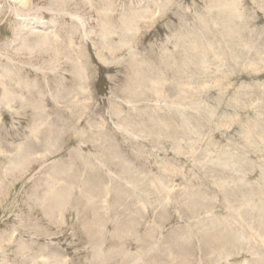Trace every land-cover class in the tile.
<instances>
[{"label": "rangeland", "instance_id": "374dc122", "mask_svg": "<svg viewBox=\"0 0 264 264\" xmlns=\"http://www.w3.org/2000/svg\"><path fill=\"white\" fill-rule=\"evenodd\" d=\"M239 4L232 39L226 0H0V264H264V0Z\"/></svg>", "mask_w": 264, "mask_h": 264}, {"label": "bare ground", "instance_id": "6f19581e", "mask_svg": "<svg viewBox=\"0 0 264 264\" xmlns=\"http://www.w3.org/2000/svg\"><path fill=\"white\" fill-rule=\"evenodd\" d=\"M24 1V0H23ZM26 5V4H25ZM28 5V4H27ZM239 6H240V4H239V0H231L230 2H229V0H226V6H224L221 10H220V12L218 13V16H219V18H225L226 17V19H224L225 21L224 22H226L227 23V25L225 26L226 28V31H227V33L226 34H229V35H232V39H233V36H235V32L236 31H234V27L237 29V27H236V25H235V23H230V21H233L234 20V17L236 16V15H238L239 14V11H238V8H239ZM235 21V20H234ZM223 22V23H224ZM125 31V30H124ZM222 31V30H221ZM190 34V33H189ZM189 37H191V36H189ZM184 38V37H183ZM218 38H225L223 35H219V37ZM226 39H227V37H226ZM107 40V39H106ZM126 41V40H125ZM190 41H191V39H190ZM189 41V42H190ZM193 41V40H192ZM194 41H195V39H194ZM197 41V40H196ZM185 39H182V42H180V43H182V46H186V44H185ZM229 42V41H228ZM238 42V41H237ZM188 43V42H187ZM184 46V47H185ZM188 46V45H187ZM201 46V45H200ZM199 46V48H201ZM192 46H190L189 45V48H188V51H190V50H192V51H195L197 48H198V46H196V45H194V47L193 48H191ZM199 50V49H198ZM206 50V49H205ZM210 51V50H209ZM208 51V52H209ZM203 52V50L201 51V53ZM206 52V51H205ZM181 53H183V51L181 52ZM200 53V52H199ZM187 55V54H186ZM204 56H205V54H204ZM207 56V55H206ZM194 57V56H193ZM134 58V57H133ZM204 58V57H203ZM134 62V61H133ZM201 63V62H200ZM139 64V63H138ZM129 65V64H128ZM133 66V65H132ZM131 67V66H130ZM140 67V66H139ZM132 70V69H131ZM142 70V69H141ZM137 72V71H136ZM140 72V71H139ZM146 75V74H145ZM140 76V75H139ZM142 76H143V74H142ZM160 77H162V75L160 76ZM182 78H184V77H182ZM137 79V78H136ZM185 79V78H184ZM138 82H139V80H138ZM163 83V82H162ZM164 84V83H163ZM140 84H138V86L137 87H142V85H140ZM159 84L158 85H156V84H154L153 86H152V88H154L155 90H159ZM144 88V87H143ZM151 90V89H150ZM180 93H188V88L184 85V86H181L180 87ZM159 92V91H158ZM188 95V94H187ZM182 97V96H181ZM180 96H179V99H180V101H181V103L183 102V100H185L184 99V97L186 98V95L185 96H183V98H181ZM229 99V98H228ZM41 114V113H40ZM212 115V114H211ZM257 127V126H256ZM184 132V131H183ZM252 135V134H251ZM177 153V152H176ZM225 158V157H224ZM232 158V157H231ZM227 161V160H226ZM230 162H232V161H230ZM238 162H239V160H238ZM234 163V162H233ZM228 165H231L230 163L228 164ZM238 165V164H237ZM240 167H244L243 165H239ZM231 168H232V166H230ZM234 167V166H233ZM236 168V167H235ZM248 168V167H247ZM221 169V168H220ZM233 169V168H232ZM246 169V168H245ZM55 174V173H54ZM239 174V173H238ZM172 183V182H171ZM247 183V182H246ZM159 186V185H158ZM246 186H248V185H243V186H241V188H245V189H243V190H246V188L247 189H249L250 188V190H252L251 191V193L250 194H254V195H259L261 192L259 191H257L254 187V185L252 184L250 187H246ZM155 187V186H154ZM258 187V186H257ZM263 188V187H262ZM228 189V188H227ZM258 189V188H257ZM164 191V190H163ZM169 194V193H168ZM253 195V196H254ZM54 196V195H53ZM159 196V195H158ZM64 197V196H63ZM66 197V196H65ZM244 199H246L247 201H250V198L248 197V196H246V195H244ZM252 199V198H251ZM182 200V199H181ZM245 201V200H244ZM249 204V203H248ZM252 204V203H251ZM247 205V204H246ZM54 207V206H53ZM52 207V208H53ZM255 207V206H254ZM55 208V207H54ZM236 208V207H235ZM259 209H260V211H259ZM241 210V209H240ZM258 211L259 212H261V213H263L262 215H264V200L263 199H261V203L258 205ZM235 213V212H234ZM260 213V214H261ZM234 215V214H233ZM166 217V216H165ZM231 217V216H230ZM264 218V217H263ZM218 221H220L221 222V220H219V219H217ZM220 222H219V224H220ZM218 223H216V225L218 226L219 225ZM214 229V228H213ZM220 232H223V230H221V229H219V230H215L214 231V233H213V235L215 236L216 234H220ZM248 232V231H247ZM252 232V231H251ZM224 233V232H223ZM256 234L254 233V236H255ZM250 236H252V235H250ZM229 237H230V235H229ZM247 237H248V235H247ZM249 238V237H248ZM217 240V239H216ZM234 240V239H233ZM263 244V243H262ZM225 248V247H224ZM259 248V247H258ZM233 250V249H232ZM231 250V251H232ZM230 251V252H231ZM229 252V251H228ZM234 252V251H233ZM232 253V252H231ZM257 257V256H256ZM102 258V257H101ZM52 259V258H51Z\"/></svg>", "mask_w": 264, "mask_h": 264}]
</instances>
